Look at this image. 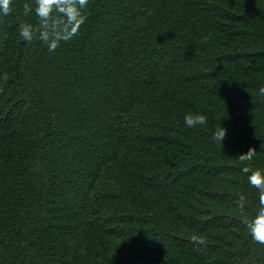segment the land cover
Here are the masks:
<instances>
[{"label": "trees", "instance_id": "16d2710c", "mask_svg": "<svg viewBox=\"0 0 264 264\" xmlns=\"http://www.w3.org/2000/svg\"><path fill=\"white\" fill-rule=\"evenodd\" d=\"M37 7L0 10V264H264V0Z\"/></svg>", "mask_w": 264, "mask_h": 264}, {"label": "clouds", "instance_id": "9594fccd", "mask_svg": "<svg viewBox=\"0 0 264 264\" xmlns=\"http://www.w3.org/2000/svg\"><path fill=\"white\" fill-rule=\"evenodd\" d=\"M57 0H51L49 3H45V0H37L38 7L36 9L38 16L41 17L42 20L46 21V18L48 17L51 6L53 3H56ZM88 0H78V3L81 7L86 5ZM10 4L11 0H0V10L3 11L4 14H7L10 11ZM30 11V8L27 4L24 5V12L27 14ZM19 34L20 36L25 40H31V27L29 25L21 24L19 28ZM42 38L47 39V33L42 34ZM261 93H264V88L260 89ZM184 121L187 127L192 128L196 127L197 125H204L207 122V118L202 114H196V115H186L184 117ZM227 129L220 127L215 133H214V139L222 144V141L226 137ZM253 152V149H249L247 153L242 154V159L244 158H250L251 154ZM260 203L262 207L260 208V211L258 212L257 216L248 223V228L250 230L251 236L254 241H256L259 244L264 245V192L261 193L260 196Z\"/></svg>", "mask_w": 264, "mask_h": 264}, {"label": "snow or ice", "instance_id": "6c2138e0", "mask_svg": "<svg viewBox=\"0 0 264 264\" xmlns=\"http://www.w3.org/2000/svg\"><path fill=\"white\" fill-rule=\"evenodd\" d=\"M49 2H51V0H45V3H49Z\"/></svg>", "mask_w": 264, "mask_h": 264}]
</instances>
